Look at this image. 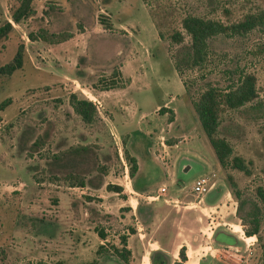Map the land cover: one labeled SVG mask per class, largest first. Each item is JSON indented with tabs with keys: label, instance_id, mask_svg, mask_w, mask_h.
I'll use <instances>...</instances> for the list:
<instances>
[{
	"label": "rangeland",
	"instance_id": "rangeland-1",
	"mask_svg": "<svg viewBox=\"0 0 264 264\" xmlns=\"http://www.w3.org/2000/svg\"><path fill=\"white\" fill-rule=\"evenodd\" d=\"M18 3L0 0V24L11 23L0 38V66L22 45L20 66L0 73V101L7 100L0 108V264H149L153 248L170 264L181 245L182 264H236L247 252L240 238L249 223L238 217L229 176L259 207L245 264H264V207L254 192L264 188V31L213 35L202 67L177 73L172 65L189 41L180 25L185 14L229 24L263 11L264 0H31L28 15L13 22ZM41 29L78 32L80 49L63 55L66 45L31 39ZM174 31L180 43L170 38ZM86 41L100 45L90 60L80 53ZM241 71L254 75L256 96L235 109L219 107L216 134L248 174L219 165L188 101L208 83L228 86ZM109 83L115 86L103 89ZM70 92L94 104L90 123L72 111ZM75 144L86 152L64 161L63 151ZM123 150L135 157L132 177ZM54 153L57 165L50 163ZM67 173L83 176V186L69 185ZM198 176L214 180L200 201L190 191ZM161 185L163 194L146 198ZM218 229L239 250L213 238L210 230ZM122 235L127 262L96 256L98 244L120 247Z\"/></svg>",
	"mask_w": 264,
	"mask_h": 264
},
{
	"label": "trees",
	"instance_id": "trees-1",
	"mask_svg": "<svg viewBox=\"0 0 264 264\" xmlns=\"http://www.w3.org/2000/svg\"><path fill=\"white\" fill-rule=\"evenodd\" d=\"M30 1L31 0H19L17 7L11 14V21L17 22L20 17L28 15V13L31 11L29 6ZM180 25L184 30V33L188 36L189 41L186 45L181 46L180 50H177L175 55H173L172 65L177 73H181L183 68L202 67L208 51L207 39L213 35L241 34L253 27H258L264 31V10L258 13L245 14L242 19L229 24H224L217 19L205 18L196 14H185L180 20ZM10 28L11 23L9 20H6L0 24V38L5 37ZM38 31L39 33L36 36L29 34L31 39H36L38 37L50 44L64 41L72 35L70 31H61L48 34H46V32L42 29ZM170 38L173 42L180 43L182 41V35L179 31L172 32L170 34ZM21 49L22 45L19 44L12 58L0 66V73L10 74L14 69L20 66L22 52ZM112 73L114 74V72ZM78 76L79 75L76 77ZM182 84L184 86V93H186V83L182 81ZM114 86V83L104 84L103 89H109ZM255 96L256 90L254 75L249 72L241 71L238 72L235 80L232 81V83L228 86L220 88L208 83L206 86L200 89L195 98L188 99L197 123L206 136L219 165L222 167L229 165L230 167L236 168L245 174H248V170L242 157L236 154L230 156V144L224 137L216 134L219 124L218 110L221 106L229 109L241 107ZM6 101V99L0 101V108L4 107ZM67 101L72 108V111L76 113L84 123H90L95 117L96 109L91 100L85 97H78L74 92H70L68 94ZM163 108L164 106L160 105L158 110L161 111ZM37 143H39V140L34 139L28 144V148L34 150V148L37 147ZM86 150L87 146L83 144L69 146L66 148V150H64L65 152L63 151V160H68L67 162H69V159L74 161V159L79 158L82 154H84ZM123 152L124 157L128 162V174L130 177H132L137 168L135 157L127 153L126 150H123ZM56 159H59V154H52L50 163L57 165L59 161ZM66 176L73 178L70 182L71 184L69 185L83 186V176H77V174L74 173H67ZM229 183L237 200L236 211L238 213V217L241 219L242 223L245 221L249 223L247 228H243V232L246 235L257 234L259 225L258 205L251 198L240 196L239 190L236 188V185L231 180L230 176ZM107 187H111L115 190L119 189V187L116 185L107 184ZM254 192L256 198L264 207V188L261 186H256ZM245 207H247V209H244ZM95 232L100 238H104L105 234L103 233L102 229H95ZM212 235L214 238V233H212ZM215 239L217 238L215 237ZM119 240L121 243L120 247L113 244H110L109 247L104 246L103 244H98L95 250L96 256L98 257L103 254H112L123 262H127L129 249L125 246V236H120ZM183 250V245H181L178 248L179 260H174L170 264H182V261L185 259ZM156 254H159L158 259L155 257ZM161 259L164 260L159 249H154L150 252V264H165L166 262L162 261ZM36 264L45 263L36 262Z\"/></svg>",
	"mask_w": 264,
	"mask_h": 264
},
{
	"label": "crops",
	"instance_id": "crops-1",
	"mask_svg": "<svg viewBox=\"0 0 264 264\" xmlns=\"http://www.w3.org/2000/svg\"><path fill=\"white\" fill-rule=\"evenodd\" d=\"M96 11H97V9H96ZM117 24H121V22L119 21V22H117ZM81 28H82V30L84 31V29H85V27L81 24ZM83 31H81V32H79V33H82ZM71 33H72V35L69 37V38H67L66 40H64V41H61V42H57V43H52V45L51 46H60V49H61V45H66V47H67V49H66V51H64V50H62L61 49V52H62V54L63 55H65V54H73L74 53V51L76 52L77 50H78V48H79V46H76L74 43H75V37H76V35H77V33L78 32H75V31H70ZM124 44H126V43H124ZM81 46H82V49L80 50L81 52L80 53H82L84 56H85V58H89V60H90V58H91V52H92V50H98V48H99V50H100V45H98V44H95L93 41H86L83 45L81 44ZM80 49V48H79ZM124 51H125V47H124V49H123ZM118 52H122V50H120V51H118ZM131 52V51H130ZM130 55V54H129ZM123 60H127L126 58L125 59H123ZM123 66V65H122ZM120 64L118 65V67H120V68H118L120 71H121V67H122ZM178 93H180V92H178ZM168 99H171V98H168ZM161 104H156L155 106H154V109H157L159 106H160ZM176 144V143H175ZM171 146H173V144H171ZM186 169V168H185ZM202 199V198H201ZM213 230H210V232L211 233H213L212 232ZM214 236L217 238L216 240H218V241H220V242H223L222 244L223 245H226V246H235L236 244H235V240H234V238L231 236V234L229 233V232H227V231H224V230H222V229H218V230H216L215 232H214ZM214 237V238H215ZM154 249H159V248H153L152 250H154ZM151 250V251H152ZM160 250V249H159ZM161 251V254H162V256H163V258H164V260H165V262H167L168 261V258L166 259V255H165V253H164V251L163 250H160ZM176 251H178V250H176ZM149 264H150V261H149Z\"/></svg>",
	"mask_w": 264,
	"mask_h": 264
},
{
	"label": "built area",
	"instance_id": "built-area-1",
	"mask_svg": "<svg viewBox=\"0 0 264 264\" xmlns=\"http://www.w3.org/2000/svg\"><path fill=\"white\" fill-rule=\"evenodd\" d=\"M214 187V180H212L210 177L208 176H198L196 177L190 187V191L195 194L196 196H198V200H201V196L203 194H205L206 192H208L211 188ZM165 191V187L163 185L159 186L157 188V191L155 193H151L146 195V198L150 199V200H156L158 198V196L160 194H163ZM164 201H168V199H163ZM176 199L171 198L170 201H175ZM243 233V232H242ZM244 237L240 238L242 239V241L244 242V251L247 250V252L242 255L239 254V260L237 261L236 264H245V260L246 257L248 256V254L250 253V249L249 246L252 245L254 240H249L251 237H255V234H251V235H244ZM226 247H232L231 249H234L235 251L239 250V248L237 246H226Z\"/></svg>",
	"mask_w": 264,
	"mask_h": 264
},
{
	"label": "flooded vegetation",
	"instance_id": "flooded-vegetation-1",
	"mask_svg": "<svg viewBox=\"0 0 264 264\" xmlns=\"http://www.w3.org/2000/svg\"><path fill=\"white\" fill-rule=\"evenodd\" d=\"M156 256H157V259H158V258H159V257H158V256H159V254H156ZM156 256H155V257H156ZM161 260L165 262V260H163V259H161Z\"/></svg>",
	"mask_w": 264,
	"mask_h": 264
}]
</instances>
